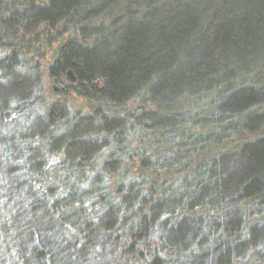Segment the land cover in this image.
Returning a JSON list of instances; mask_svg holds the SVG:
<instances>
[{
  "label": "trees",
  "instance_id": "obj_1",
  "mask_svg": "<svg viewBox=\"0 0 264 264\" xmlns=\"http://www.w3.org/2000/svg\"><path fill=\"white\" fill-rule=\"evenodd\" d=\"M47 51L62 95L138 111L69 117L53 102L35 114L41 76L30 62ZM0 52V264L264 257V0H0ZM198 154L168 187L160 176ZM53 155L66 171L56 187ZM105 177L119 206L92 222L85 205Z\"/></svg>",
  "mask_w": 264,
  "mask_h": 264
},
{
  "label": "rangeland",
  "instance_id": "obj_2",
  "mask_svg": "<svg viewBox=\"0 0 264 264\" xmlns=\"http://www.w3.org/2000/svg\"><path fill=\"white\" fill-rule=\"evenodd\" d=\"M54 48V46L52 47ZM5 54V52H0V58L2 57V55ZM51 56L52 54L49 53L48 51L44 53L42 58H34L31 60L30 65L31 68H36L34 69V71L36 73H39L41 76V94L39 95L40 98L38 100V102H36L35 105H37L35 108H32L36 111L35 114L37 115H41L43 113V111L45 110V108L47 106H49L51 103L53 102H60L61 104H65L68 108L69 111V117H73L74 115H80V116H91L96 114L97 119L100 117L101 114H105L107 116L110 117H122L124 115H126L127 113L129 114H133L136 113L138 111L137 106L135 103H129L126 106H122V107H113V106H105L103 104H99V103H91L88 102L86 100H83L77 96H75L74 94H71L69 92H65L64 95H62L64 93V81L62 80L61 82H54L50 79H48L47 74H46V68L48 67V65L51 62ZM137 109V110H136ZM151 109V108H150ZM147 110V108H146ZM152 110V109H151ZM189 112L191 114L194 113L195 117L199 116L201 117V111L198 108V106H194V107H190L189 108ZM23 119V118H22ZM11 128V126H10ZM9 132L5 130H2L0 132V136L1 135H6V133ZM103 138V137H102ZM101 137L99 139H97L96 141L99 142L100 139H102ZM126 141L129 144V150H135L137 148V144H139L138 142V138L135 136L131 135H127L126 136ZM247 138L245 136L239 137V138H231L232 141L230 142H235L238 143L240 141L246 140ZM230 140V139H229ZM228 141V140H227ZM152 144H154L153 142H151ZM150 144V143H148ZM146 143L142 146H140V149H144L146 148ZM151 145V144H150ZM115 146L112 145L110 146V148L106 149L105 151H103L100 155V157H98L96 159V161L92 162V164L88 167V168H84V172L86 173V175H89L91 177H95V174L97 173V171H99V167L100 164L104 163L105 161H107V157L108 155H110L112 152H114ZM166 148H170L169 145H166ZM157 147H151V151L152 150H156ZM150 150V149H149ZM206 154L208 153V151L205 152ZM204 154H198L195 156H191L189 158V160H187V164L184 166L181 165L178 168H175L174 170H170L169 172H167V175H161L160 177L167 179L166 183L167 186L170 187L172 184H176L177 180L179 178H181L185 173H186V169L187 168H192L197 162H202V160H205ZM61 161V157L57 156V155H53V156H49L47 159V173H46V177L49 181L48 184L53 185L54 187H56V185H60V178H62L63 176L66 175V171L61 170L60 166H59V162ZM132 170V169H131ZM136 173V170H132V172L128 175L129 177L134 175ZM1 176V175H0ZM2 177V176H1ZM133 177V176H132ZM46 179V180H47ZM105 181L108 182V186L106 185V189H103L102 191H100L101 194V198L98 199V197H94V196H90V199L87 203L86 209L88 210V215H91V217L89 218V220H91L92 222H95L96 219L100 216L101 213V209L106 206L107 204H110L113 208V210H117L116 208L119 206V196L116 194V184H117V180H111L109 182V178L105 177ZM104 181V183H105ZM103 183V184H104ZM100 186H102L101 183H99ZM168 191L166 188L164 190L163 193H166ZM170 191V190H169ZM256 219L252 220V222H254ZM160 225V224H159ZM149 242L152 244L153 239L149 240ZM142 249V247L140 248ZM261 255L264 253V246L261 247ZM136 255V254H135ZM255 254L249 253L246 254L244 253L243 255H241V258L236 259L235 261H233L232 264H264V257L261 256V259L259 257H256ZM125 261H128L127 259H131L135 262L134 259V255L130 256V258L126 257V258H122ZM129 263V262H128ZM93 264V263H90ZM112 264H125L123 261H121L120 257H114L113 258V263ZM136 264H140V263H136Z\"/></svg>",
  "mask_w": 264,
  "mask_h": 264
},
{
  "label": "water",
  "instance_id": "obj_3",
  "mask_svg": "<svg viewBox=\"0 0 264 264\" xmlns=\"http://www.w3.org/2000/svg\"><path fill=\"white\" fill-rule=\"evenodd\" d=\"M68 76H69V74H68Z\"/></svg>",
  "mask_w": 264,
  "mask_h": 264
},
{
  "label": "bare ground",
  "instance_id": "obj_4",
  "mask_svg": "<svg viewBox=\"0 0 264 264\" xmlns=\"http://www.w3.org/2000/svg\"><path fill=\"white\" fill-rule=\"evenodd\" d=\"M68 76V75H67Z\"/></svg>",
  "mask_w": 264,
  "mask_h": 264
}]
</instances>
